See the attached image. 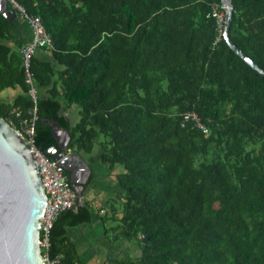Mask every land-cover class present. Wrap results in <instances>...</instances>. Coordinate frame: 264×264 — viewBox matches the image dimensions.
I'll return each mask as SVG.
<instances>
[{"label": "trees", "instance_id": "obj_1", "mask_svg": "<svg viewBox=\"0 0 264 264\" xmlns=\"http://www.w3.org/2000/svg\"><path fill=\"white\" fill-rule=\"evenodd\" d=\"M13 1L51 41L37 49L50 61L37 50L30 59L33 145L55 144L48 119L66 130L67 150L82 159L101 146L100 164L118 169L119 204L99 215L82 200L86 188L56 216L52 264H87L66 232L95 224L103 250L125 242L136 251L100 264H264V77L222 39L212 15L223 14L222 1ZM229 1V39L264 72V0ZM6 9L15 17L0 13V91L20 92L0 102V117L20 131L32 106L20 55L30 30L8 0ZM17 20L26 42L12 34ZM71 107L75 121L61 113ZM93 177L90 169L85 183Z\"/></svg>", "mask_w": 264, "mask_h": 264}, {"label": "water", "instance_id": "obj_2", "mask_svg": "<svg viewBox=\"0 0 264 264\" xmlns=\"http://www.w3.org/2000/svg\"><path fill=\"white\" fill-rule=\"evenodd\" d=\"M221 1L222 39L236 56L264 77V72L231 43V5L229 0ZM0 13L8 21L15 17L12 9H6V0H0ZM42 123L50 127L55 144L42 151L36 148L56 160L59 171L67 172L69 187L80 200L90 169L76 154L64 151L69 141L65 129L48 119ZM44 202L30 145L0 117V264H43L38 248V218ZM146 240L141 234V243Z\"/></svg>", "mask_w": 264, "mask_h": 264}, {"label": "built area", "instance_id": "obj_3", "mask_svg": "<svg viewBox=\"0 0 264 264\" xmlns=\"http://www.w3.org/2000/svg\"><path fill=\"white\" fill-rule=\"evenodd\" d=\"M12 7L19 11V15L23 17L30 30V40L20 48L21 65L23 69L24 83L27 86V95L31 101L30 113L28 120L19 121L20 131L17 130L25 141L30 145L32 157L34 159L37 175L41 189L45 196V202L41 216L38 218V248L43 264H52L54 261L47 257L46 250L48 248L49 231L56 216L65 210L71 209L77 196L70 189L69 183L62 173L57 169V161L45 155L33 145V122L36 120V90L33 83L32 73L30 71V59L35 50L40 48H50L51 41L48 35L43 30L42 25L37 17H31L24 14V11L13 0H8ZM213 16L218 17L220 23L223 19V14L212 12ZM222 25L220 24L221 31ZM221 34V33H220ZM15 117L18 116V111H11ZM191 115H186L190 117ZM195 126L205 132V129L200 125L194 116ZM9 124V123H8Z\"/></svg>", "mask_w": 264, "mask_h": 264}, {"label": "rangeland", "instance_id": "obj_4", "mask_svg": "<svg viewBox=\"0 0 264 264\" xmlns=\"http://www.w3.org/2000/svg\"><path fill=\"white\" fill-rule=\"evenodd\" d=\"M18 92V88L14 87V88H5L3 90L0 91V102H8L10 101V99L12 98L13 95H15ZM97 139H100L102 141L107 140V138H103L101 135H99L97 137ZM96 140V139H95ZM104 150L103 147L101 146H95L93 147V149L91 150L90 153H83L81 154L82 157V161L87 164L90 169L93 170V172L95 173V175L97 174L96 177V181L97 184L99 183V189L103 190V192L106 194L105 196H102V193L96 192V191H91L88 190V192L86 193L85 197L82 198V200H85L88 202V205L90 207V209L93 210V212H95V208L101 206L102 208L106 209L105 205L107 202V206H109L111 203L113 204V206L119 204V202L121 201L120 199V193L121 190L118 188V186L116 185V183L110 179L107 178V175L112 172V171H108L106 166L100 164L99 162V155L100 153ZM103 174L105 176L102 175H98V174ZM89 186V184H88ZM94 195V197H93ZM99 196L100 198H105L103 200H101L100 198L96 197ZM81 200V198H80ZM79 201V199H78ZM111 201V202H109ZM109 202V203H108ZM101 214V212H100ZM83 227V226H82ZM82 227H77L75 229H73L74 231L78 232L81 231L83 233V240L85 237H88L90 243H84V245L87 246V249L90 251L91 256L94 255L96 256V261L97 259V255L98 257H100L99 253H101L100 251H102V246H100V243H103V240L101 238V234L99 235V232H97V227L94 229L93 232H91L90 234H87V231L89 229L87 228H83ZM82 229V230H81ZM72 229L69 231H73ZM97 242V243H95ZM118 243H124V244H119L114 246V252L113 254H115V256L121 255L122 253H127V248L128 245L125 244V242H118ZM97 245V246H94ZM130 254H133V251H129ZM102 255V254H101ZM80 258L89 263V264H97L98 262L94 263L93 259L90 260V256H86V258L81 257ZM104 258H106L104 256ZM95 259V258H94ZM101 263V261L99 260V264Z\"/></svg>", "mask_w": 264, "mask_h": 264}, {"label": "crops", "instance_id": "obj_5", "mask_svg": "<svg viewBox=\"0 0 264 264\" xmlns=\"http://www.w3.org/2000/svg\"><path fill=\"white\" fill-rule=\"evenodd\" d=\"M12 34L15 37L16 36L17 37H20L21 38V41H23V42H26L28 40L27 31H26L25 27L23 26L22 21H20V20H17V23L13 26ZM35 55L41 57L44 60H49L50 61V58H49L48 53H46L44 51L37 50ZM12 88H14V87H12ZM19 92H20V89L18 88V92L15 95H13L12 98L10 99V101H8V102H11ZM41 94H42V92H40V95ZM2 103H7V102H2ZM61 113H62L63 116H65L70 121H75L76 120V109H75V107H71V108H68V109H63L61 111ZM116 172H118V169H115L112 172H110L107 175V178L110 179V180H112V181H114L113 175ZM100 175L105 176L103 174H100ZM96 177H97V175H95V177H93L91 183H89L90 185L88 186V188L91 191H96V192L102 193V196H105L106 194L103 192V190L99 189V187H101V186H99V183L97 184ZM93 197H94V195H93ZM96 197L100 198L99 196H96ZM100 199L103 200L105 198H100ZM95 210L98 211V214L99 215H101L102 213H105L104 212V208H102L101 206H99V209L95 208ZM100 212H101V214H100ZM92 227H93V230L87 228V229H89L87 231V234H90L91 232H93L94 229L97 227V232H99V235H100V233H101L100 226L97 225V224H95ZM83 228H85V227H82V229ZM66 236L69 238V240L71 242L76 243V245H77V252H78V255L79 256L86 258V256L89 255L90 256V260L93 259L94 263L98 262L97 264H99V260L100 261L105 260L104 256L106 257V259L109 258L110 257L109 255L110 254H113V252H114V247L113 246L112 247H109L107 249V251L106 250H102V251H100L101 253H99L100 257H98V255H97V258H99V259H97V261H96V256H94V255L91 256L90 251L87 249V246L84 245V243H90V241H89L88 237H85L84 240H83V233L81 231L76 232V231H69L68 230L66 232ZM95 243H97V242H95ZM94 246H97V245H94ZM128 247L129 248H127V250L133 251L134 252L133 254L136 253V251H134V246H128ZM129 251H127V253H125V251H124V253L125 254H129V255H133V254H130ZM87 264H89V263H87Z\"/></svg>", "mask_w": 264, "mask_h": 264}, {"label": "flooded vegetation", "instance_id": "obj_6", "mask_svg": "<svg viewBox=\"0 0 264 264\" xmlns=\"http://www.w3.org/2000/svg\"><path fill=\"white\" fill-rule=\"evenodd\" d=\"M65 152H66V154H68V155H71V154H73L72 152H70L69 150H64ZM68 180V179H67ZM86 188H88V184L87 183H85L84 184V191L86 190Z\"/></svg>", "mask_w": 264, "mask_h": 264}]
</instances>
